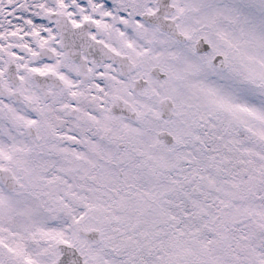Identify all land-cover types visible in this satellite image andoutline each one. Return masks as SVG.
Segmentation results:
<instances>
[{"label":"snow or ice","instance_id":"1","mask_svg":"<svg viewBox=\"0 0 264 264\" xmlns=\"http://www.w3.org/2000/svg\"><path fill=\"white\" fill-rule=\"evenodd\" d=\"M0 264H264V0H0Z\"/></svg>","mask_w":264,"mask_h":264}]
</instances>
